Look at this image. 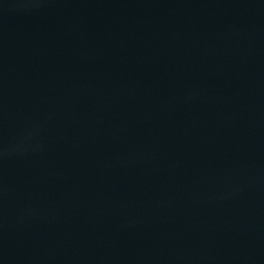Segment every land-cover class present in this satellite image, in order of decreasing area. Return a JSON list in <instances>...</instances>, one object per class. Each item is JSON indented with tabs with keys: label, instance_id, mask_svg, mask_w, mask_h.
Here are the masks:
<instances>
[{
	"label": "water",
	"instance_id": "obj_1",
	"mask_svg": "<svg viewBox=\"0 0 264 264\" xmlns=\"http://www.w3.org/2000/svg\"><path fill=\"white\" fill-rule=\"evenodd\" d=\"M0 264H264V0H0Z\"/></svg>",
	"mask_w": 264,
	"mask_h": 264
}]
</instances>
